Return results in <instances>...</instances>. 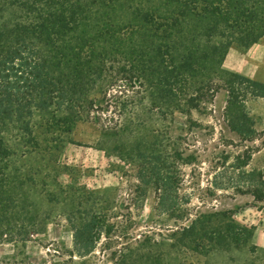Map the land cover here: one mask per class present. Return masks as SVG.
<instances>
[{
    "label": "rangeland",
    "instance_id": "rangeland-1",
    "mask_svg": "<svg viewBox=\"0 0 264 264\" xmlns=\"http://www.w3.org/2000/svg\"><path fill=\"white\" fill-rule=\"evenodd\" d=\"M18 1L1 0L0 24L25 19ZM81 1L86 21L77 34L82 36L108 24L116 36L131 34L141 13L159 15L176 7L171 0ZM111 42L118 45L114 36ZM251 58L254 64L242 55L227 57L225 66L248 67L254 79L264 82V36L252 47ZM111 62L106 77L113 76V83L91 94L92 109L71 133L62 134L55 152L48 147L56 144L57 134L49 132L42 112H33L41 150L14 164L28 178L16 187L15 218L26 233L18 225L0 242V264H264V197L256 201L252 195L254 186L264 194V97H242L243 105L230 113L228 93L220 89L212 102L188 116L160 112L144 86L117 71L123 61ZM243 113L248 120L236 117ZM109 126L114 132L106 135ZM56 179L74 190L61 201H49L46 187L56 186ZM88 189L95 192L91 198L82 196ZM72 211L79 220L93 213L110 227L98 235L91 252L74 243ZM215 211L222 216L205 220L201 233L209 224L233 220L252 229L247 244L185 247L195 239L183 244L171 234L179 214H185L179 221L186 223Z\"/></svg>",
    "mask_w": 264,
    "mask_h": 264
},
{
    "label": "trees",
    "instance_id": "trees-1",
    "mask_svg": "<svg viewBox=\"0 0 264 264\" xmlns=\"http://www.w3.org/2000/svg\"><path fill=\"white\" fill-rule=\"evenodd\" d=\"M171 1L176 7L159 15L143 12L136 26L139 31L134 26L131 34L117 36L113 24L94 35H78V27L86 21L81 0H21L17 4L25 19L0 24V242L18 225L19 232L26 233L20 218H15L16 187L28 178L19 175L14 164L41 150L31 124L33 112H42L49 132L57 134L59 142L48 147L55 152L62 134L71 133L92 109L91 94L113 83V76L107 78L111 61H123L117 71L128 72L144 86L142 91L160 112L177 110L188 116L192 109L212 102L220 89L228 93L230 113L243 105L242 97H264L263 81L223 68L231 46L245 52L264 36V0ZM113 36L118 45L110 43ZM101 40L106 44L99 45ZM236 117L248 120L244 113ZM233 127L243 132L241 126ZM111 128L104 133H113ZM55 184L46 187L49 201H61L67 190H74L57 179ZM161 189L168 190L165 184ZM86 194L91 198L95 192L82 191V196ZM252 195L256 201L264 197L255 186ZM74 212L68 216L74 243L91 252L98 235L110 227L93 213L79 220ZM222 214H199L186 223L179 221L185 214H179L171 234H178L183 244L195 239L185 247L195 243L211 250L247 244L252 229L233 220L219 227L209 224L201 233L205 220L210 223Z\"/></svg>",
    "mask_w": 264,
    "mask_h": 264
},
{
    "label": "crops",
    "instance_id": "crops-1",
    "mask_svg": "<svg viewBox=\"0 0 264 264\" xmlns=\"http://www.w3.org/2000/svg\"><path fill=\"white\" fill-rule=\"evenodd\" d=\"M259 42V41H258ZM258 42L252 44L245 52H240L238 51V49H234L232 46L228 49L227 53H226V56H225V59L223 61V67H225L226 69H229L231 71H235V72H239L243 75H246L250 78H253L254 79V71L251 69H249L248 67H243L242 70H239L238 68H233L234 66H225V63H227V57H233L235 58L236 55H242L244 57H246V59L254 64V59L251 58V49L252 47L257 44ZM231 55V56H230ZM231 65H234L233 63ZM251 71V72H250Z\"/></svg>",
    "mask_w": 264,
    "mask_h": 264
}]
</instances>
